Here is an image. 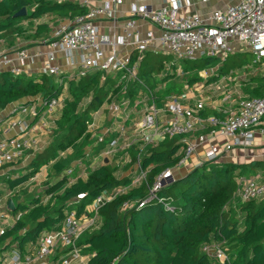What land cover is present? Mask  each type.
<instances>
[{"label": "trees", "instance_id": "obj_1", "mask_svg": "<svg viewBox=\"0 0 264 264\" xmlns=\"http://www.w3.org/2000/svg\"><path fill=\"white\" fill-rule=\"evenodd\" d=\"M24 8L27 15L15 18ZM85 13L84 7L70 0H0V40L13 45L20 37L41 39L49 36L52 29L49 23L36 24L39 19L50 16L58 23ZM247 54H232L221 64L217 58L190 61L177 84L157 94L181 95L186 85L193 87L204 81L199 75L203 71L217 68L214 76L218 79L229 77L232 71L243 66ZM136 59L135 53L132 62ZM171 59L169 55L147 52L139 66L145 85L155 90L157 84L173 80L175 71L170 70L165 75L166 63ZM174 68L173 65L172 70ZM102 78V72L96 71L82 76L75 81L77 84L74 80L68 82L69 97L63 101L51 143L27 167L29 173L5 181L7 190L15 193L43 167L48 169L49 185L39 189L41 195L24 202L20 196L28 187L14 194L16 210L11 214L22 212L23 215L0 235V256L4 257L13 248H18L23 255L33 253L42 236L61 227L71 208L84 216L85 206L91 205L96 197L130 185V178L124 175L132 165L122 161L125 154L108 159V164L104 159L86 160V155L96 147V139L88 132L90 115L103 105L110 92L121 91L116 88L119 77ZM208 80L215 81V78L208 77ZM253 80H264V77ZM132 87L130 96L135 97L140 87ZM64 90L63 85L46 73L29 78L3 72L0 74V110L9 104L35 98H41L46 107L52 100H59ZM249 96L263 97L264 84L257 82ZM209 113L219 115L208 108L205 114ZM184 146L180 139H167L141 153L142 166L148 170L146 182L130 187L128 192L100 209L101 226L93 233H86L81 241L86 245L84 253L90 256L87 264H264V199L236 202L238 179L264 171V161L197 168L176 178L174 184L159 192L163 202L152 201L141 208L124 211V204H137L148 195L160 173L178 165ZM138 154L136 146L127 152L133 162ZM77 160L82 164L77 165ZM71 168L74 171L68 175L67 170ZM70 179L74 180L68 184ZM82 194L86 196L79 200ZM16 198H19L17 203ZM206 247L221 250L227 261L208 254Z\"/></svg>", "mask_w": 264, "mask_h": 264}, {"label": "built area", "instance_id": "obj_2", "mask_svg": "<svg viewBox=\"0 0 264 264\" xmlns=\"http://www.w3.org/2000/svg\"><path fill=\"white\" fill-rule=\"evenodd\" d=\"M70 1L84 7L86 13L66 19L54 31L49 40L52 48L49 61L54 60L58 50H64L68 54V64H76L79 72L63 77L59 67L48 63L43 73L59 76L57 83L64 87L70 80L77 82L85 74L96 71L102 72L103 80L108 75L119 76L116 88L121 91L110 92L103 105L90 115L88 132L96 139V147L111 137L99 157L93 159L94 162L125 154L122 161L132 165L124 175L130 178V185L96 197L91 205L85 206L84 216H79L77 210L71 208L61 227L42 236L33 253L23 255L18 248H13L0 257V264H87L86 245L81 242L83 236L99 229V211L106 203L125 194L130 187H139L146 182L148 170L142 166L141 153L149 146L176 138L185 145L178 165L160 173L148 195L137 204H124V211L141 208L152 201L163 202L159 192L174 184L178 170L187 168L189 160L200 150L202 155L193 170L219 164L222 157L236 147L251 145L255 129L264 134V96L232 101L234 107L226 114H205L210 107L202 93L195 97L190 92L192 88L188 90L186 85L181 95H158V92L163 93L166 84H157L152 90L140 77L139 67L147 52L169 55L177 62L204 58H217L223 62L235 52L251 54L259 63L264 61V0H241L225 11L211 13L207 19L198 14L182 13L183 9L192 7V0H161L162 5L158 7L135 0L129 17L121 18L122 25L119 26L116 23L119 21L118 10L126 0ZM108 20L112 21V33L100 38V23ZM148 26L150 28H145ZM237 42L240 44L238 48ZM135 53L137 59L132 62ZM27 59L26 50L0 51V74L22 75ZM133 85L143 89L140 93L135 92V97L130 96ZM61 102L60 98L47 104L48 113H57ZM40 107L28 108L19 104L10 108L8 113L0 110V122L18 114L30 115L36 120ZM41 124L47 127L46 122ZM11 126L18 128L19 132L0 140V177L6 180L15 177L8 174L5 166L25 163L27 151L39 150V139L34 129L22 120H14ZM133 146L140 152L135 162L127 156ZM89 156L86 155V160ZM81 164L78 160L77 165ZM73 171L74 168L68 169L67 174L71 175ZM34 180L31 179L15 193L32 185ZM73 180L70 179L68 184ZM15 193L9 191L0 197V235L23 215L22 212L11 214L8 210V202L13 200ZM85 196L79 195L78 199ZM236 196L242 202L264 199V181L259 177H240ZM205 251L227 261V256L219 249L206 247Z\"/></svg>", "mask_w": 264, "mask_h": 264}, {"label": "crops", "instance_id": "obj_3", "mask_svg": "<svg viewBox=\"0 0 264 264\" xmlns=\"http://www.w3.org/2000/svg\"><path fill=\"white\" fill-rule=\"evenodd\" d=\"M140 1L142 3H144V2L151 3L154 6L157 5L156 7L162 5L161 0H148V1L140 0ZM240 1L241 0H207V2L203 3L202 0H192V7L190 9H188V8L183 9L182 13L198 14L202 18L207 19L211 13L216 12V11H225L228 7L235 6ZM132 3H135V0H126L124 6H122L118 10V20L119 21L116 22L118 26L122 25V21H120L121 18L129 17V11H130V7H131ZM65 20H61L57 23V21L53 20L52 17L47 16V17H43V18L39 19L38 21H36L35 22L36 24H39L40 22L41 23H49L50 28L52 29L49 36L41 38V39H37V40L29 39L28 40V39H24L23 37H20V38H18L17 42L13 45H10L9 42L6 40H0V41L5 42V45L8 48L6 51H9L10 49H12L14 51L16 49H22L24 51L26 50L28 59L26 60L24 67H23L24 68V71L22 72L23 75L28 76L29 78H35L38 75L42 74L43 71L45 72V68H46L48 63H50L51 66L59 67L61 69L60 75H63V77H66L70 74H76L79 72V68L76 64H74V65L68 64V62H67L68 54L64 50H58V52L55 53L54 60L52 62L49 61V55L52 52V48L49 45V40L52 39L54 31ZM111 28H112V21L111 20L101 22L100 23V30H99L100 38L105 37L107 35H110V33H112ZM145 28H150V27L148 26ZM30 33H32V31ZM235 45L237 48L240 47V44L238 42L235 43ZM236 53L241 54L240 52H235V54ZM15 63L18 64L17 62H15ZM260 63H264V61H262ZM175 64L176 65H174V66H176L177 70L175 68H174L175 70L174 69L172 70L173 65H168V66L166 65L167 69L170 68L169 70L175 71L177 73L179 70V64H177V63H175ZM242 71H243L242 68H239V69L237 68L236 70L232 71L231 76H230L232 78V81H234V78H236V79L243 78ZM234 76H236V77H234ZM50 77L53 78L55 82H58V80L60 78L59 76H50ZM117 77H119V76H117ZM159 79H162V78H159ZM224 83H226L224 80L222 81V79H217L215 85L221 87V86H223ZM238 83H237V85L239 88L240 82H238ZM213 85L214 84L208 85L207 87L204 88V90L211 91V88L215 87ZM256 85L257 84H254L253 87H255ZM221 92H223V89L218 90L216 88L215 92H213L211 96L203 97V98H205V100L208 103V106L210 107L209 108L210 112L213 111L214 113L218 112L219 114H226V112H228V111L230 112V110L234 107L235 103L232 101H238L240 99L251 98L250 96L244 95L242 93V91H239V93L234 94L233 95L234 97H232L231 94H227V92H226V95L223 96L224 93H221ZM193 96L197 97L196 95H193ZM199 97H200V95H199ZM61 99H62V102H61L62 105H61V108L59 109V111L58 110L56 111L57 113H48L47 108L43 107V101L41 98L25 99L22 101H18V102L9 104L6 108L3 109L5 111V113H8L10 111V108H12L15 105H19V104H25L28 108H30L34 105H40L41 106L39 108V115H38L36 120H33V118L30 115L18 114V115H15L14 117H11L13 119H11L9 117L6 119V121L0 122V140L8 138L10 136H13L19 132L18 128H13L11 126V123L14 120H20V121L22 120L23 122L27 123L30 126L29 128H32L35 130V134L39 139V150H38V152L33 151V150L27 151L25 153V158H26L25 163L20 162V163H17L16 165L9 166L6 169V170H8V174L10 176L19 177V175L16 174V172H19L20 170H22L23 167L27 168L30 165L28 163L29 162L28 159L29 158L34 159L35 155L37 153L42 152L51 143V134L56 128V121L61 116V111H62V108L64 105V102H63L64 97H61ZM209 114H213V113H209ZM44 122L47 123V127H44L41 124ZM52 122H54V124ZM105 123L108 125V122H105ZM252 133H253V140H252L251 145H249L245 148L236 147L234 150H232V151L228 152L226 155H224L222 157L220 163H223V164H225V163L245 164V163H251L254 161H264V134H262L257 129H255ZM201 152H202V150L197 152L196 155H194L189 160L187 168H182L180 171L178 170L177 173L179 175L176 174L177 178L187 175L190 171H192L194 169V166L197 165L198 160L202 155ZM100 154H101V152H100ZM45 168H47V166H45ZM40 172L38 174H36L35 177L32 178L35 180H34L32 185L27 186L28 189L33 187L34 184L36 186V183L39 182V176L42 174ZM45 172H46V178L43 177L44 181H46L48 179V169H46ZM1 173H3V172H1ZM23 174H25V173L23 172ZM246 176H248V175H246ZM250 177H259V179L261 181H264V171H256V173H253ZM5 181H7L5 179V177H3V178L0 177V194H1L0 197L5 195V193L9 192V190H7V188H6V182ZM27 183H29V182H27ZM236 207H237V205L235 206V209L237 210ZM86 257H87V259H89L90 258L89 254H86Z\"/></svg>", "mask_w": 264, "mask_h": 264}, {"label": "rangeland", "instance_id": "obj_4", "mask_svg": "<svg viewBox=\"0 0 264 264\" xmlns=\"http://www.w3.org/2000/svg\"><path fill=\"white\" fill-rule=\"evenodd\" d=\"M232 46L234 47V45H232ZM7 49L8 48L5 45V42L0 41V51H6ZM10 50H12V49H10ZM175 63L179 64V70L176 73V77L173 78V80L165 81L166 88H167V86H171V85L173 86V85L177 84V81L179 80V78H181V75L183 74V69L188 64V62H185V61L177 62L176 59L174 58V59L167 61L166 65L167 66L168 65H176ZM221 63L222 62H220V64ZM241 68L243 69V71H242L243 78L236 79V78H234L236 76H234L233 77L234 81H232V78L230 76L229 77L224 76L223 78H224V81L226 83H224L223 86H221V87L215 85V83L219 77L214 76L213 70L212 71L211 70L210 71H203L199 75H200V77H202L204 79V81L195 84L193 87L189 86L188 90H190V88H192V90H190V92H193L194 93L193 95H196L197 97H199V95L202 91H203L202 92L203 97H207V96L209 97L212 95L213 92H215L216 88L218 90L223 89V92H221V93H224L223 96H225L226 92H227V94H231L232 97H234L233 95L236 93H239V91H242V93L244 95L249 96V94L251 93V90L253 89L254 84H257L256 82H258V83L260 82L261 84H264V80H259V81L253 80L255 77H264V63H258L255 60L254 56H252L251 54H247V55H244V64ZM166 71L167 72H165V75H167L168 72H171L169 69H167ZM169 74L174 75L173 73H169ZM208 77L209 78H215V81L208 80ZM223 78H221L222 81H223ZM206 81H208V82H206ZM184 82H185V80H184ZM238 82H240L239 88L237 85ZM74 83L77 84L75 81H74ZM211 84H214L213 86H215L214 87L215 89L211 88V91L204 90L205 87H207L208 85H211ZM64 88H65V90H64V93L62 94L61 97H64V99H66L67 97H69L68 85L65 84ZM141 90H143V89H141V88L138 89V93H140ZM85 104H83V105H85ZM108 126H110L109 122H108ZM110 139H111V137H107L104 144L101 143L98 147H93L92 151L90 152L91 154H89L92 158H90V156H89V158H87V162H89L90 159L97 158L100 154L101 149L105 146V144L109 143ZM37 154L35 155V157L37 156ZM28 160H29L28 163L31 164L34 159L29 158ZM26 169H27L26 167H23L22 170H20L19 172H16V174H18L19 176L24 175L23 172L25 174H27L28 169L27 170ZM46 169L47 168H45V167H43L41 169L40 173H42V174L39 176V182L36 183V186L34 184L32 188L28 189L25 193L22 194L21 197L24 199V202H29L32 198H35V197L41 195V193H39V189H45V185H46V187H47V185H49L48 184L49 180L44 181V178H43V177L46 178V172H45ZM176 174L179 175L178 173H176ZM246 177H250V176H246ZM17 202H19L18 198H16L15 203H17ZM236 202H239V199L236 200ZM0 257H2V256H0Z\"/></svg>", "mask_w": 264, "mask_h": 264}, {"label": "water", "instance_id": "obj_5", "mask_svg": "<svg viewBox=\"0 0 264 264\" xmlns=\"http://www.w3.org/2000/svg\"><path fill=\"white\" fill-rule=\"evenodd\" d=\"M25 15H27V10L24 8V9H22L21 11H19L17 14H15L14 17H15V18H19V17H24ZM108 162H109L108 159H105V160H104V163H105V164H108ZM8 210H9L10 212H14V211L16 210V206H15L13 200H10V201L8 202Z\"/></svg>", "mask_w": 264, "mask_h": 264}]
</instances>
